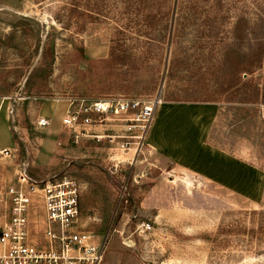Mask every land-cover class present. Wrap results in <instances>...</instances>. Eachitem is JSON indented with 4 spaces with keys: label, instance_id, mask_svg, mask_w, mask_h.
I'll return each mask as SVG.
<instances>
[{
    "label": "rangeland",
    "instance_id": "1",
    "mask_svg": "<svg viewBox=\"0 0 264 264\" xmlns=\"http://www.w3.org/2000/svg\"><path fill=\"white\" fill-rule=\"evenodd\" d=\"M117 96L161 101L63 127L71 102ZM0 124V226L18 165L79 183L102 264H264V0H0Z\"/></svg>",
    "mask_w": 264,
    "mask_h": 264
},
{
    "label": "built area",
    "instance_id": "2",
    "mask_svg": "<svg viewBox=\"0 0 264 264\" xmlns=\"http://www.w3.org/2000/svg\"><path fill=\"white\" fill-rule=\"evenodd\" d=\"M160 101L161 96L146 101L134 96L81 99L75 105L71 102L62 125L68 132L75 131L101 123L105 114L123 120L135 110L148 120ZM49 123L46 117L37 118L38 126ZM127 145L123 142L121 147ZM13 157L11 149L0 148V159ZM5 195L9 212L0 226V264H102L104 243L80 218V185L74 178L38 181L17 165L13 180L5 185ZM141 227L153 228L149 222Z\"/></svg>",
    "mask_w": 264,
    "mask_h": 264
},
{
    "label": "crops",
    "instance_id": "3",
    "mask_svg": "<svg viewBox=\"0 0 264 264\" xmlns=\"http://www.w3.org/2000/svg\"><path fill=\"white\" fill-rule=\"evenodd\" d=\"M160 128L161 129L163 128L162 124L160 125ZM157 129H158V127H157ZM0 132L2 134L1 137H3V139L0 140V148H10L11 146H13L14 141H13V137H12L10 130L8 128H6L3 124H0ZM50 133H53V136H51L52 138H54V137L56 138L57 135H59L58 130H54V132L50 130ZM156 133H157L156 125H154L152 132H151L152 141H154V139L156 137ZM44 155H46V154H40V156L38 158L39 160L37 159L36 161H33L32 164L34 166L38 165V166L45 168V166L49 162V157L44 156ZM190 156L193 157L194 155L191 154ZM223 157L224 156L222 154H220V156L218 158H216V161L214 164L215 180H216V182H219L222 185L232 186L234 184V180H235L234 168L231 166V164H228V162H226V160H224L225 158H223ZM188 159H189V157H188ZM46 175H47V173H46ZM79 212H80V218H81L84 226L88 229V227L86 226L85 222L82 219V215H81V211H80V199H79ZM122 245L124 247H127L126 242H123ZM103 264H108V263L106 262Z\"/></svg>",
    "mask_w": 264,
    "mask_h": 264
}]
</instances>
